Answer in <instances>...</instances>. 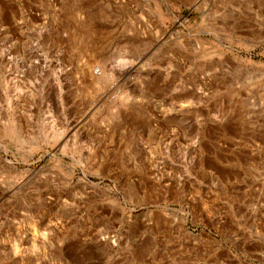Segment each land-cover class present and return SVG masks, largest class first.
I'll return each instance as SVG.
<instances>
[{
    "label": "rangeland",
    "instance_id": "374dc122",
    "mask_svg": "<svg viewBox=\"0 0 264 264\" xmlns=\"http://www.w3.org/2000/svg\"><path fill=\"white\" fill-rule=\"evenodd\" d=\"M0 264H264V0H0Z\"/></svg>",
    "mask_w": 264,
    "mask_h": 264
},
{
    "label": "bare ground",
    "instance_id": "6f19581e",
    "mask_svg": "<svg viewBox=\"0 0 264 264\" xmlns=\"http://www.w3.org/2000/svg\"><path fill=\"white\" fill-rule=\"evenodd\" d=\"M91 66H92V65H90V64L87 66V68H89V69H88V70H89V72H92V74H96V72H94V71H93V69H90V67H91ZM91 68H93V67H91ZM93 72H94V73H93ZM17 100H18V99H17ZM9 103H11V102L9 101ZM16 106H17V105H16ZM14 120H15V119H14ZM58 135H62V136L64 137V134H63V133H61V132H60V133H58Z\"/></svg>",
    "mask_w": 264,
    "mask_h": 264
}]
</instances>
